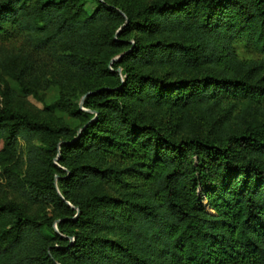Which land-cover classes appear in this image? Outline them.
Instances as JSON below:
<instances>
[{
    "label": "trees",
    "instance_id": "16d2710c",
    "mask_svg": "<svg viewBox=\"0 0 264 264\" xmlns=\"http://www.w3.org/2000/svg\"><path fill=\"white\" fill-rule=\"evenodd\" d=\"M95 1L0 0V264H264V0Z\"/></svg>",
    "mask_w": 264,
    "mask_h": 264
},
{
    "label": "rangeland",
    "instance_id": "374dc122",
    "mask_svg": "<svg viewBox=\"0 0 264 264\" xmlns=\"http://www.w3.org/2000/svg\"><path fill=\"white\" fill-rule=\"evenodd\" d=\"M98 7V4L95 0H86V3H85V9L87 12L91 13L93 12L96 8ZM240 53L241 54H246L249 55V56H252V57H263L262 55H259L258 53H250V51H245L243 48H241L240 50ZM10 81V84L17 88L18 85L17 83L13 80V79H9ZM59 95V87L58 86H51L50 88H48L47 90L43 91L42 92V98H38V97H35L33 95H29L27 96V100L32 104L34 105L35 107L37 108H43L47 103L51 102L52 100L56 99ZM57 113L59 115H63L66 120L72 124V125H76L78 123V120L77 119H74V118H71L70 116H68L66 113H63L61 111H57ZM25 153V143L23 140H20L19 141V144L17 146V153H16V156H23ZM4 171V168L2 167V165H0V181L1 183L2 182H7L5 177L3 176L2 172ZM206 204V207L209 211H213V209L209 206V204L207 202H205ZM54 228L58 231V225L57 223H55L54 225Z\"/></svg>",
    "mask_w": 264,
    "mask_h": 264
}]
</instances>
